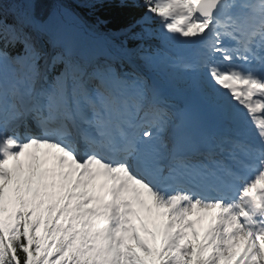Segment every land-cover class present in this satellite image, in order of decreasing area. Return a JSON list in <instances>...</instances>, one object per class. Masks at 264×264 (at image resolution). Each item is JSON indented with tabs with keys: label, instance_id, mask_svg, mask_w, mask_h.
<instances>
[{
	"label": "snow or ice",
	"instance_id": "6c2138e0",
	"mask_svg": "<svg viewBox=\"0 0 264 264\" xmlns=\"http://www.w3.org/2000/svg\"><path fill=\"white\" fill-rule=\"evenodd\" d=\"M69 2L0 0V264H264V0Z\"/></svg>",
	"mask_w": 264,
	"mask_h": 264
},
{
	"label": "trees",
	"instance_id": "16d2710c",
	"mask_svg": "<svg viewBox=\"0 0 264 264\" xmlns=\"http://www.w3.org/2000/svg\"><path fill=\"white\" fill-rule=\"evenodd\" d=\"M69 6L75 8L76 11L80 12L85 17L86 20L92 23L95 22L96 15H101V13L90 14L89 9L77 7L76 4L72 2V0H70ZM102 16L103 18H106L110 21L109 26H114L118 22L117 18L115 17L113 13L105 11L102 13Z\"/></svg>",
	"mask_w": 264,
	"mask_h": 264
}]
</instances>
